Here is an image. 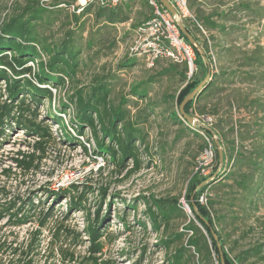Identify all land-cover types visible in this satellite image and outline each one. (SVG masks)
<instances>
[{
	"label": "rangeland",
	"instance_id": "1",
	"mask_svg": "<svg viewBox=\"0 0 264 264\" xmlns=\"http://www.w3.org/2000/svg\"><path fill=\"white\" fill-rule=\"evenodd\" d=\"M79 1L0 0V24L4 18L21 12L27 5H48L50 11L38 24L43 38L54 43L70 38L73 44L81 48L82 61L74 81L58 92L54 89V92L67 97L76 88H88L96 79L107 77L113 90L112 104L118 105L122 98L128 99L125 107L130 110L132 120H139V115L147 117V105L152 102L154 113L141 124L149 133L150 147L148 153L141 152V166L137 169L132 161L122 168L103 158L94 159L80 145H69L59 138V126L47 115L45 104L39 107L38 121L50 126L52 137L32 135L17 128L14 123L12 127L6 126V134L0 135V210L9 209L11 214L19 211L20 217L27 213L30 219L19 225L12 221L8 213L0 217V264H90L88 258L92 256L98 258L99 262L111 261V264H166L165 251L155 246L158 234L149 228L144 230L137 222L144 219L145 209L143 200L139 198H178L185 208V215L172 221L168 233L181 231L194 219L184 195L188 177L199 161L201 139L188 137L185 133L178 138L183 126L176 124L166 112L169 107L176 109L175 101H164L165 93L174 94L180 86L170 77L157 78L151 85V95L141 102H135L131 95L130 87L133 84L155 77L162 68L167 67L169 61L162 59L154 67H148L145 59L139 57L135 66L120 69L119 63L130 56L133 26L125 23L114 28L99 21L94 15L98 7L95 4L91 13L77 20L74 15H79ZM132 5L136 16L144 11L139 0L132 2ZM249 29L251 35L257 37L264 33V22L256 23ZM197 66L198 78H202L205 71ZM245 91L251 96L241 112H235L238 125L255 118L249 116L253 110V100H264V89L251 87L247 90L246 87ZM6 99L4 94L0 101ZM221 101L222 98H218L213 105H227L226 101ZM53 105L56 111H60L58 102L54 101ZM208 114L212 115L211 112ZM219 117H215L216 123ZM87 135H90L89 130ZM216 136L218 140L219 135ZM87 147L90 150L89 143ZM19 151L29 156L28 167L15 160L19 157ZM154 151L158 155H153ZM150 156H154V159L151 160ZM207 167L202 171L206 176L213 171L214 163ZM73 187L76 188L73 195L86 193V208L69 212V198L68 201L64 198L59 200L50 191L62 192ZM102 189L106 191L105 198ZM215 195L212 191L209 194L210 197ZM218 195L220 198H216L217 204L211 207V211L216 217L225 216L220 223L217 222V226L230 254L236 257L244 249L263 242V201L250 203L234 187H223ZM204 197L207 199L206 195ZM102 199H105L102 214L106 216L108 203L112 200L115 202L111 204L109 219L102 224L106 229L102 251H93L90 249L92 241L86 235L87 211L95 217ZM136 199L139 200L138 210L134 212L126 204ZM124 211H127L126 223L129 227L118 219ZM48 212L49 217L42 224L43 215ZM249 263L264 264V258H252Z\"/></svg>",
	"mask_w": 264,
	"mask_h": 264
},
{
	"label": "trees",
	"instance_id": "2",
	"mask_svg": "<svg viewBox=\"0 0 264 264\" xmlns=\"http://www.w3.org/2000/svg\"><path fill=\"white\" fill-rule=\"evenodd\" d=\"M67 4L64 3L65 6ZM93 6V3H89L79 11V15H74L75 18L78 20L82 15L91 13ZM49 9L50 7L45 4H38L37 7L30 4L21 12L4 18L0 24V98L4 94L7 96L5 101H0V135H5V127H12L14 123L17 128L32 135L41 138L52 137L50 126L38 121L39 107L45 104L47 115L59 126V138L63 142L80 145L85 153L94 159L102 157L117 163L122 168L132 161L134 167L139 168L141 152L148 153L150 147L149 133L141 127V124L154 113L152 102L147 105L149 112L146 114L147 117L143 118L139 115V120H132L130 110L125 107L128 99L122 98L118 105L112 104L113 90L107 77L96 79L88 88L78 87L67 97L55 93L54 89L58 92L67 83L74 81L81 69L82 61L81 48L73 44L70 38L64 39L61 43L48 42L43 38L38 24L39 21L44 20L45 13L49 12ZM94 15L106 25L117 28L131 19L132 9L125 3L113 8L98 6ZM184 24L195 39L196 29L203 31L202 28H205V23L199 20ZM196 53L197 65L200 68L205 66L206 61L213 62V55L207 42L202 47V52L196 48ZM162 59L169 61L167 67L162 68L155 77L133 84L130 87L131 95L138 103L151 95V85L157 78L167 76L172 81H176L180 86L175 93L164 94V101L169 99L175 101L176 109L169 107L166 108V112L176 124L183 126L178 138L185 133L188 137L201 139V156L208 143L196 126L189 124L182 117L179 106L205 79L206 74L198 78L195 72L189 77L186 63ZM138 61L137 56H127L119 63V68L133 67ZM209 78L198 96L189 101L185 107L186 112L194 117L196 114L218 113V107L212 102L213 94L216 93L213 89L214 80ZM54 101L59 103L60 111H56ZM243 129L244 126L238 125L230 114L220 117L216 123L214 131L219 135L218 140L223 146V159L220 160L217 151L213 171L207 176L202 174L197 161L195 171L188 177L184 195L194 219H191L181 231L168 233L172 221L185 215V208L178 198H139L143 200L145 209L144 219H139L137 222L144 230L147 231L149 228L158 234L155 246L165 251L166 264H223L213 231L217 233L222 244L224 264H252L249 263L252 258H264V241L244 249L233 257L226 248L225 238L217 226V222L220 223L225 216L216 217L211 211V207L217 204L216 198H220L218 194L223 187L239 189L250 203L258 204L261 200L264 203V133H255L253 144L249 147L242 143L245 140ZM87 130L90 131V135H87ZM207 134L211 136V132L207 131ZM87 143L90 144V150ZM18 155L15 160L20 165L28 167L29 156L21 151ZM153 155L156 156L158 153L154 151ZM150 159L153 160L154 156H150ZM102 191L105 198L106 191L105 189ZM211 191L216 194L215 197L209 196ZM72 192H76L75 187L62 192L50 191V194L58 197L59 200L69 198V212L86 208L84 206L86 193L82 192L76 196ZM202 195L207 196L205 203L199 201ZM104 200L102 199L98 205L95 217L87 211L86 235L92 241L90 249L93 251H102L103 236H106V229L102 224L109 219L111 204L115 202L112 200L108 203L109 211L106 216L102 214ZM137 202L138 199L126 205L136 212ZM5 213H8L12 221L19 225L25 224L30 219L27 213L20 217L19 211L11 214L9 209L0 210V217ZM49 214L50 212L43 215L42 224H45ZM126 216L127 211H124L118 219L129 227ZM88 260L91 261L90 264H111V261L99 262V259L93 256Z\"/></svg>",
	"mask_w": 264,
	"mask_h": 264
},
{
	"label": "crops",
	"instance_id": "3",
	"mask_svg": "<svg viewBox=\"0 0 264 264\" xmlns=\"http://www.w3.org/2000/svg\"><path fill=\"white\" fill-rule=\"evenodd\" d=\"M134 1L137 0L125 3L132 9L131 19L125 23L133 26V32L152 14L149 3L139 0L144 11L136 16L132 5ZM188 4L192 16L183 22L199 20L205 23V32L196 29L197 49L202 52L207 42L213 55V62L206 61L201 67L206 76L210 73V78L214 80L216 93L212 102L222 98L221 102L226 101L228 105L219 103L218 113L213 116L230 114L235 119L236 110L241 112L243 105L250 100L246 87L247 90L251 87L264 89V33L253 37L249 29L256 23L264 22V0H188ZM251 107L253 110L249 116L255 118L240 124L245 131L242 143L249 147L253 144L255 133H264V100H253Z\"/></svg>",
	"mask_w": 264,
	"mask_h": 264
},
{
	"label": "built area",
	"instance_id": "4",
	"mask_svg": "<svg viewBox=\"0 0 264 264\" xmlns=\"http://www.w3.org/2000/svg\"><path fill=\"white\" fill-rule=\"evenodd\" d=\"M130 0H80V11L89 3L113 8ZM152 7L151 16L140 23L134 30L129 54L145 59L148 67H154L156 61L167 58L175 63H186L188 76L191 77L198 69L196 45L189 42L180 29L179 23L191 17L188 0H169L177 13L173 15L159 0H146ZM203 32L205 30L202 28ZM196 128L208 145L199 157V166L204 171L214 163L217 157V136L214 131L216 119L209 114H196ZM211 132V136L207 134ZM102 158V157H100ZM204 195L200 201L205 203Z\"/></svg>",
	"mask_w": 264,
	"mask_h": 264
},
{
	"label": "water",
	"instance_id": "5",
	"mask_svg": "<svg viewBox=\"0 0 264 264\" xmlns=\"http://www.w3.org/2000/svg\"><path fill=\"white\" fill-rule=\"evenodd\" d=\"M173 15H176L177 11L174 8V6L169 2V0H159ZM180 29L183 32V34L185 35V37L188 39L189 42L193 43L196 45V47H198V44L196 42V39L194 38V36L187 30L184 22H180L179 23ZM210 77V74H207V76L205 77V79L203 81H201L199 83V85L193 90L191 91L186 97L185 99L182 101V103L179 106V112L182 115V117L191 125H195L196 124V119L194 116L190 115L189 113L186 112L185 107L187 105V103L191 100H193L195 97L198 96V94L200 93V91L204 88V86L207 83L208 78ZM216 144L218 147V155L220 160L223 159V150L221 148V144L219 140H216ZM196 209V208H195ZM207 224H209V222H207ZM213 236L215 238V240L217 241L218 244V248L220 250V254H221V258H222V262L224 264V253L222 250V244L219 240V237L217 235V233L215 231H213Z\"/></svg>",
	"mask_w": 264,
	"mask_h": 264
},
{
	"label": "bare ground",
	"instance_id": "6",
	"mask_svg": "<svg viewBox=\"0 0 264 264\" xmlns=\"http://www.w3.org/2000/svg\"><path fill=\"white\" fill-rule=\"evenodd\" d=\"M83 1V0H82Z\"/></svg>",
	"mask_w": 264,
	"mask_h": 264
}]
</instances>
